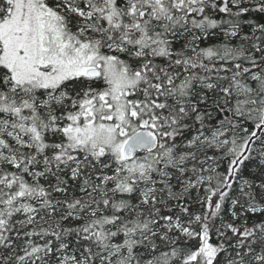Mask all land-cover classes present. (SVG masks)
<instances>
[{
	"label": "snow or ice",
	"instance_id": "obj_1",
	"mask_svg": "<svg viewBox=\"0 0 264 264\" xmlns=\"http://www.w3.org/2000/svg\"><path fill=\"white\" fill-rule=\"evenodd\" d=\"M0 264H264V0H0Z\"/></svg>",
	"mask_w": 264,
	"mask_h": 264
}]
</instances>
